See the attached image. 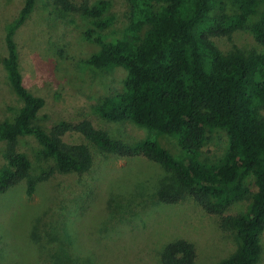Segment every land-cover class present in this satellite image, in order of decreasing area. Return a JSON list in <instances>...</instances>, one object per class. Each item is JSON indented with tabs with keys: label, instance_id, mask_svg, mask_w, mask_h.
Here are the masks:
<instances>
[{
	"label": "trees",
	"instance_id": "16d2710c",
	"mask_svg": "<svg viewBox=\"0 0 264 264\" xmlns=\"http://www.w3.org/2000/svg\"><path fill=\"white\" fill-rule=\"evenodd\" d=\"M50 1L54 10L88 24L82 39L95 48L85 60L90 70L127 71L123 90L96 105L93 115L111 126L132 123L147 137L130 142L85 118L60 122L49 131L36 123L44 100L24 87L13 43L15 30L36 6V0H24L17 20L5 28L2 64L21 107L0 123V143H5L0 194L26 180L30 197L53 173L30 177L31 163L17 149L22 137L35 138L57 171L88 172L90 147L62 139L77 133L103 153L159 165L166 173L156 192L160 203L176 205L189 198L218 216L220 228L238 239L235 252L218 264H258L264 235V10L258 8L264 0H233L229 13L222 0H126L128 26L121 39L112 41L106 40L111 24L106 0ZM236 32L250 34L261 50L221 51L215 39ZM216 129L225 133V147L218 156H206L208 134ZM161 137L174 139L173 154L160 146ZM249 180L255 187L250 199ZM244 202V211L225 216ZM196 258L194 244L181 238L159 252L160 264H195Z\"/></svg>",
	"mask_w": 264,
	"mask_h": 264
},
{
	"label": "rangeland",
	"instance_id": "374dc122",
	"mask_svg": "<svg viewBox=\"0 0 264 264\" xmlns=\"http://www.w3.org/2000/svg\"><path fill=\"white\" fill-rule=\"evenodd\" d=\"M96 2L98 0H91ZM111 21L106 40L121 39L128 26L127 1L106 0ZM224 11L233 0H222ZM24 0H0V123L10 121L21 101L9 86L2 60L7 56L5 28L14 23ZM264 10L261 4L258 11ZM88 24L78 16L54 10L50 0H36L32 14L13 35L14 49L24 87L44 100L36 123L44 130L60 122L85 118L95 127L130 142L147 137L132 123L111 126L99 120L92 109L123 90L127 71L116 68L95 72L85 60L95 51L82 39ZM223 52L235 49L260 51L246 32L215 39ZM67 144H87L93 154L88 172L61 173L51 159L42 156L35 138L18 141L17 149L31 163L30 177L39 181L32 196L27 181L0 194V264H160L163 245L185 239L194 244L195 264H218L235 252L238 239L219 226V217L207 214L186 198L165 205L156 198L165 171L143 157L120 158L99 151L80 134L63 136ZM174 153L175 141L158 140ZM225 133L211 130L204 148L206 156H217L225 147ZM5 143H0V170L5 167ZM251 198L255 187L248 181ZM246 202L232 206L225 216L244 211ZM258 264H264V235ZM66 262V263H64Z\"/></svg>",
	"mask_w": 264,
	"mask_h": 264
}]
</instances>
